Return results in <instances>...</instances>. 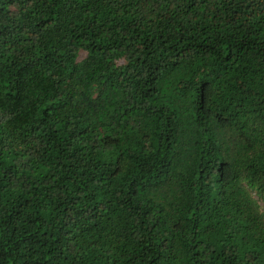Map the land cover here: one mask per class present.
<instances>
[{
    "label": "trees",
    "instance_id": "1",
    "mask_svg": "<svg viewBox=\"0 0 264 264\" xmlns=\"http://www.w3.org/2000/svg\"><path fill=\"white\" fill-rule=\"evenodd\" d=\"M0 264H264V0H0Z\"/></svg>",
    "mask_w": 264,
    "mask_h": 264
}]
</instances>
